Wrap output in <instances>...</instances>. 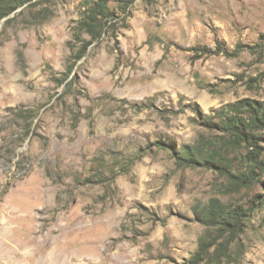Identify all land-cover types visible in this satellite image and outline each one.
<instances>
[{
    "label": "rangeland",
    "instance_id": "374dc122",
    "mask_svg": "<svg viewBox=\"0 0 264 264\" xmlns=\"http://www.w3.org/2000/svg\"><path fill=\"white\" fill-rule=\"evenodd\" d=\"M3 1L0 264H187L208 229L192 207L214 198L247 211L217 264H264V174L236 189L159 146L214 138L204 116L264 100V0H136L64 84L85 0Z\"/></svg>",
    "mask_w": 264,
    "mask_h": 264
},
{
    "label": "trees",
    "instance_id": "16d2710c",
    "mask_svg": "<svg viewBox=\"0 0 264 264\" xmlns=\"http://www.w3.org/2000/svg\"><path fill=\"white\" fill-rule=\"evenodd\" d=\"M135 1L85 0L84 8L72 27V39L69 41L71 64L62 77H57L61 84L71 75L74 65L86 56L91 45L106 34H114L120 24L128 26L126 22L132 17L131 6ZM16 7V3L0 0V19L10 15ZM132 107L140 110L149 105L133 103ZM194 110L201 113L197 108ZM203 125L215 131L216 136H202L196 143L184 144L178 149L161 142L159 146L172 150L177 165L203 166L218 171L236 189L250 188L255 182H260L264 174V100L244 97L226 103L212 115L204 116ZM144 153L145 149H139L134 158L124 160L121 167L139 160ZM237 160H240L243 168L234 173ZM102 174L100 171L97 176L101 177ZM192 210L195 219L208 229L200 237L197 250L187 264H217L231 258L230 242L243 229L242 217L247 214L246 209L242 205L230 207L214 198L206 205L196 203Z\"/></svg>",
    "mask_w": 264,
    "mask_h": 264
},
{
    "label": "bare ground",
    "instance_id": "6f19581e",
    "mask_svg": "<svg viewBox=\"0 0 264 264\" xmlns=\"http://www.w3.org/2000/svg\"><path fill=\"white\" fill-rule=\"evenodd\" d=\"M4 238L0 237V243L3 241Z\"/></svg>",
    "mask_w": 264,
    "mask_h": 264
}]
</instances>
